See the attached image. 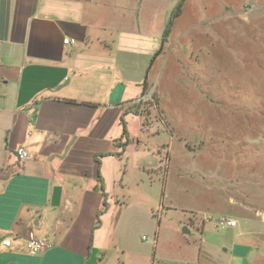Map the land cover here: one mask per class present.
<instances>
[{
    "label": "crops",
    "instance_id": "crops-1",
    "mask_svg": "<svg viewBox=\"0 0 264 264\" xmlns=\"http://www.w3.org/2000/svg\"><path fill=\"white\" fill-rule=\"evenodd\" d=\"M167 7L164 0H0V264L102 262L127 148L101 157L100 169L95 157L122 153V117L130 139L142 118L126 112L151 93ZM21 147L30 155L24 162ZM99 173L108 210L94 230L104 203ZM30 234L49 247L29 255Z\"/></svg>",
    "mask_w": 264,
    "mask_h": 264
},
{
    "label": "rangeland",
    "instance_id": "rangeland-1",
    "mask_svg": "<svg viewBox=\"0 0 264 264\" xmlns=\"http://www.w3.org/2000/svg\"><path fill=\"white\" fill-rule=\"evenodd\" d=\"M164 2L100 264H264V0Z\"/></svg>",
    "mask_w": 264,
    "mask_h": 264
},
{
    "label": "trees",
    "instance_id": "trees-1",
    "mask_svg": "<svg viewBox=\"0 0 264 264\" xmlns=\"http://www.w3.org/2000/svg\"><path fill=\"white\" fill-rule=\"evenodd\" d=\"M181 12V8H178L176 11H174V13L172 14L171 18H170V21L167 23V26H166V29H165V32H164V37H163V44L166 43V40L168 38V35L170 34L171 32V28H172V25H173V20L179 16ZM147 84H145V90L143 92V95L146 94L147 92ZM126 113H133L135 115H141L142 114V111H141V106L138 105L137 107H131L129 110H127ZM121 123L123 125V134H122V137L120 140L116 141V144L118 145L119 148L122 149V153H119V154H113V153H108L106 155H97L95 157V160L96 162L99 163V169L101 168V161H100V158L101 157H104V156H111V155H117V156H122L125 151H126V148L127 146L129 145V142H130V139H129V132H128V129H127V124L124 120V117H122L121 119ZM123 140H125L123 142ZM99 182H100V187H101V190L103 192V196H104V203H103V208L101 210H99L98 214H97V221H96V224L94 226V230L98 229L101 224H102V220H101V217L103 214H105L108 210V195L105 191V186H104V179L101 175V173H99Z\"/></svg>",
    "mask_w": 264,
    "mask_h": 264
},
{
    "label": "built area",
    "instance_id": "built-area-1",
    "mask_svg": "<svg viewBox=\"0 0 264 264\" xmlns=\"http://www.w3.org/2000/svg\"><path fill=\"white\" fill-rule=\"evenodd\" d=\"M64 43L67 45L76 44V40L71 39V38H66L64 40ZM150 97L151 95L149 94L148 96H146L145 99H148V98L150 99ZM143 100L144 98L139 99L138 102L143 101ZM16 155L21 162H24L30 158L29 152L25 148H22V147L17 150ZM237 225H238V222L237 220H234V219H221L219 220V222H217V227L222 228V229L235 228L237 227ZM3 245L5 247H10L12 245V239L11 238L5 239L3 241ZM48 247H49V243L47 240L37 239L33 236V234L29 235V238L27 241V251L29 255L36 256L40 254L41 252H43Z\"/></svg>",
    "mask_w": 264,
    "mask_h": 264
}]
</instances>
